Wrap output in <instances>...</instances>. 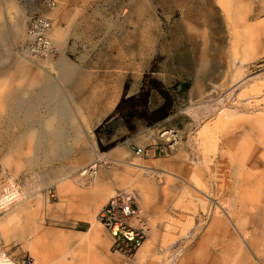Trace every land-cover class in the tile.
Here are the masks:
<instances>
[{
	"label": "rangeland",
	"instance_id": "obj_1",
	"mask_svg": "<svg viewBox=\"0 0 264 264\" xmlns=\"http://www.w3.org/2000/svg\"><path fill=\"white\" fill-rule=\"evenodd\" d=\"M37 19L49 25L52 48L43 55L32 51ZM56 37L66 41L64 51ZM39 70L42 89L17 95L35 101L34 118L21 127L11 125L7 108L0 116V193L14 184L21 201L11 209L27 207L23 224L33 216L39 236H56V254L70 251L74 264H264V165L251 155L262 150L255 137L264 128V0H0V86L24 85ZM142 89L150 91L144 116H129L140 105L133 101L124 114L105 113ZM67 92L92 130L90 140L75 118L86 145L70 148L71 125L53 155L46 140L19 138L33 127L44 132L52 104L58 111ZM164 105L167 117L154 121L152 112ZM164 129L179 136L168 154ZM233 136L237 142L227 145ZM135 147L146 154L137 156ZM135 181L149 191L146 206L135 191L148 233L142 245L153 243L140 263L110 251L97 218L116 190ZM90 212L108 242L83 241L94 246L87 259L83 242L64 236L87 232ZM15 239L21 260L35 258L25 238ZM8 249L0 253L18 263Z\"/></svg>",
	"mask_w": 264,
	"mask_h": 264
},
{
	"label": "bare ground",
	"instance_id": "obj_2",
	"mask_svg": "<svg viewBox=\"0 0 264 264\" xmlns=\"http://www.w3.org/2000/svg\"><path fill=\"white\" fill-rule=\"evenodd\" d=\"M40 24H41L42 30L45 32V29H46V26H47L46 23L42 21ZM35 31L36 30H34L32 32V36L33 37H31L32 41L36 42L33 45L38 44L37 36L34 34V33H36ZM30 33H31V31H30ZM27 35H25V36H27ZM46 41H47V45L51 46V41L49 39L48 40L46 39ZM39 43H40L39 45H41V41H39ZM56 46L62 48L63 51H64L65 47H66V41H64L63 38L56 37ZM51 48L52 47H50V50H51ZM40 49L41 48H39V47H33L32 51L37 52V53H39L41 55L47 53V51L43 50V52H42ZM32 51H29V53H31L32 56H33V52ZM66 60H67V58H66ZM67 61H69V60H67ZM44 62H50L53 66L55 65L53 60H51V58L49 56L46 58V60H44ZM55 67L56 66L53 67V70H52L51 73L49 72L50 74L53 75L55 73V70H56ZM41 69H45V68L43 66H41ZM24 70H26V69H24ZM58 73H60V72H58ZM42 79H43L42 78V72H40V70H39L33 76H31L30 79L24 85H17V86H13V87L9 86L7 83L1 85L0 86V116L3 114V112H4L3 110L5 108H7L8 110L7 109L6 110L8 111L7 112L8 116H9L8 118H10V120H11L10 121L11 125L15 126L14 124H16V121L20 123L21 127H22L23 124L29 123L31 121V119H33L34 116H35L34 110H35L37 104L34 103L35 101L34 102L31 101L29 103H26V102L22 101L24 99V97H23L22 100H20L19 97H17V95H22V96H25V95H28V94L31 95L33 93L34 89H36V88L42 89V86H44L43 82H42ZM59 97L61 98V100H60V104H58L59 107L57 106L58 107V109H57L58 111L55 110V106H54L55 104H52V109L50 110V114H49L48 120H47V122H46V124L44 126V132L41 131V134L39 135L37 133V130H35L34 127H33L32 129H29L28 132L23 133V135H21L19 137L20 139L27 140L29 142H32L34 139L35 140H39V139L46 140L47 144H48L47 147H49L48 151L46 153L48 155L55 154L54 150L58 146L62 147V144H63L62 142H63V140H65V132L67 131V125H71V127H74L73 124H74L75 118H77L80 121V123L83 125V129L85 131V136L88 137L90 140L92 139V132H91L92 130L87 125L86 119L84 118L81 110L71 100L69 93L68 92L66 93V98H63L62 96H59ZM67 98L69 100L68 102L66 100ZM52 100L55 103L56 96L53 97ZM2 122L3 121L1 120V117H0V124ZM73 129L75 131V135H74V138L72 140V144H70L69 146L72 149H75V148L79 149L82 145H86V141H85L84 136L82 135V133L80 132L79 129H77L75 127ZM0 137H1V131H0ZM174 138H175L174 139L175 140V144L174 145L177 146V144L179 142V136L176 134V135H174ZM16 146H18V145H16ZM89 157H90V155H89ZM92 158L93 157L91 156L90 159H92ZM131 165L138 166V164H136V163H131ZM89 174L92 177V180L94 182H96L97 174L94 172L93 169H91L89 171ZM48 179H49V181L54 182V178L53 177L52 178L49 177ZM131 184H132V182H131ZM5 186H6V189H5L6 193L5 194L0 193V203H1V205H0V213L1 212L5 213L10 208H12L14 205L20 203V201H21L20 193L17 190V188L14 186V184H6ZM11 188H12L11 192H13V193L10 192L11 196H8V197L5 198V196L7 194L9 195L8 191ZM126 188L129 191H134V192L138 191L139 195L141 196V204H142V206L143 205L146 206L147 201L149 200V196H148V193H147L145 185H140V187L137 188V189L136 188H132L129 185ZM140 216L142 217V210L140 212ZM142 246H141V248H142ZM43 248H44V251L46 252V255L48 256V261L50 260V262L44 261L45 264H65L63 262V260H62V258H64V253L61 252L63 255H60L61 253L60 254H56V252H55L56 249L53 248L52 244H50V243L45 241ZM137 253L140 254V252H137ZM141 255L142 254H140V256ZM138 257H139V255H138Z\"/></svg>",
	"mask_w": 264,
	"mask_h": 264
},
{
	"label": "crops",
	"instance_id": "obj_3",
	"mask_svg": "<svg viewBox=\"0 0 264 264\" xmlns=\"http://www.w3.org/2000/svg\"><path fill=\"white\" fill-rule=\"evenodd\" d=\"M107 90H109V88H107ZM109 93H111V92H109ZM113 93H115V92H113ZM120 101H121V99H120ZM120 101L117 104H113V106L108 104L107 107H106L105 113L109 114L113 109L116 110V107L118 106ZM263 122H264V120H263ZM257 125H259V124H257ZM257 127H258L259 130H257L258 135L255 138H256L257 141L262 143V150L260 152L259 151H256L254 153L252 152L251 155L252 154L257 155V159L255 160L254 163H258V165H261V164L264 165V128L259 127V126H257ZM250 131L252 132L254 130L251 129ZM205 133H206V131L204 130L202 134L204 135ZM184 134H185V132H184ZM250 137H252V134H247L246 140L248 142L251 140ZM237 140H238V138L233 136V138H230V140L228 142H225V143L227 145L231 144V146H233L234 143L237 142ZM155 153H156L155 149L151 150V155L152 154L155 155ZM234 154H236V153H234ZM234 154H232V156H234ZM248 154H250V152L246 153L245 150L243 151V153L241 152V154H239V157H241L242 158L241 160H243L242 163H241L242 165H244V167H242L243 169H245V165L249 161V158L248 159L245 158V157H247ZM246 160H247V162H246ZM244 162H246V163H244ZM253 168H254V166H253ZM52 177L54 178V181L56 179H58L56 175L52 176ZM49 182H51V181H49ZM128 183H126L125 186L129 185L132 188H136V189L140 187V186H138V182H136L135 184H131V182H128ZM105 188L106 187H104V189ZM64 190L68 191L69 190V186L68 185H64L62 187V191H64ZM93 190L95 191V188ZM146 190H147V188H146ZM95 192H97V190ZM147 193H148V196H149V191L148 190H147ZM243 195L250 196L252 194L245 192ZM244 203H245V201H244ZM246 203L247 204L253 203V200L249 198V199L246 200ZM26 209H27V207H24V206H19V207H17L14 210H12L10 208L8 211H6L5 215L2 214L3 216H0V235L2 237V238L0 237V240H1V245L0 246L2 248H6V245H8V247H9L8 253L11 255V257L14 260L20 262L21 261V253H20V251L13 250V245L15 243H18L17 239H15V238L23 237V238H25L27 240L28 247L32 250V253H33V256L35 257V259L37 261L41 262L42 264H45L44 261L50 262V260L48 261V256L46 255V252L44 251V248H43L44 242L46 241V242L52 244L53 248L56 249V247H57L56 236H54L53 234H50L49 232H46V233H44V234L39 236V234H38V226H37L36 221L34 220L35 218L33 216H30L29 219H27V223L23 224L22 215L24 213H26ZM88 215L89 216H86L84 218L88 219L91 222L92 226L90 227V230H88L87 232L77 231V232L71 233L69 235L64 236V240L74 239L77 242L85 241L89 245L93 244V243H96V244H99V245H104L105 241L108 242L107 235L102 233L100 227L97 224V220L94 217V215L91 212L88 213ZM31 238H34V239L31 240ZM152 244H153L152 241L146 242L144 244V246L139 250L140 254H142V255L140 256L139 253L136 254V259L139 261V263H140V261L145 260L146 258H148V256L151 255V251H153V249H152L153 245ZM79 248H81V250L82 249H86V251L88 253V255L86 256L87 259L94 258V256L91 255V253L94 252V246L91 249H89L88 246L83 242V245L79 246ZM105 251H107V249ZM110 251H111V249H110ZM111 252H110V254H111ZM62 253H64V258H62V260H63V262L65 264H74V262L68 260V257L70 256V251H66L65 250ZM62 253L60 255H63ZM138 255H139V257H138ZM115 258H116V256H115Z\"/></svg>",
	"mask_w": 264,
	"mask_h": 264
},
{
	"label": "built area",
	"instance_id": "obj_4",
	"mask_svg": "<svg viewBox=\"0 0 264 264\" xmlns=\"http://www.w3.org/2000/svg\"><path fill=\"white\" fill-rule=\"evenodd\" d=\"M41 20H34L30 31L36 30L34 34L37 36L38 44L35 47L41 48L40 50L43 52V50L47 51L48 48L50 50V45H47L46 37L40 24ZM48 27L49 25L46 26V28ZM39 41H41V45H39ZM176 134L173 129H164L161 132V138L165 142L163 152L166 154L175 147L174 135ZM134 150L137 156H143L147 152V147H135ZM11 191L12 188L8 191L9 195L7 194L5 198L11 196L10 194L13 193ZM1 193L5 194L6 190ZM140 212L137 194L134 191L118 189L98 214L99 222L110 237L111 251L122 256L125 261H131L136 256L146 237L147 230L143 226ZM2 213L4 212H1L0 215ZM5 261H7V264H42L31 256H27L20 262L15 263L8 257L7 253L1 252L0 264H4Z\"/></svg>",
	"mask_w": 264,
	"mask_h": 264
},
{
	"label": "trees",
	"instance_id": "obj_5",
	"mask_svg": "<svg viewBox=\"0 0 264 264\" xmlns=\"http://www.w3.org/2000/svg\"><path fill=\"white\" fill-rule=\"evenodd\" d=\"M149 97H150V91L149 90H143V89L138 94V97L133 96V97L126 98V96H124L121 99L118 106L116 107L115 113L122 114L124 112L123 109H124L125 105L127 104V102L133 101V102L140 103V105L139 106L133 105L132 113H130L131 115H129V116L131 118H135L137 116L142 117L145 115L144 111H142V110L146 109ZM166 108H167L166 105H164V106L160 107L159 109L152 112L151 115L155 117L154 121H161L167 117V113H166L167 109Z\"/></svg>",
	"mask_w": 264,
	"mask_h": 264
},
{
	"label": "clouds",
	"instance_id": "obj_6",
	"mask_svg": "<svg viewBox=\"0 0 264 264\" xmlns=\"http://www.w3.org/2000/svg\"><path fill=\"white\" fill-rule=\"evenodd\" d=\"M4 264H7V261H5Z\"/></svg>",
	"mask_w": 264,
	"mask_h": 264
}]
</instances>
